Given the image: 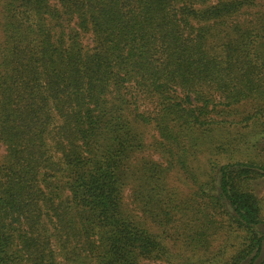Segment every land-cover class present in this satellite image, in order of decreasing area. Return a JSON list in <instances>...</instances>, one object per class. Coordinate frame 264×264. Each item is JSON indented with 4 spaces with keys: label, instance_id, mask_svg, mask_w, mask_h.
I'll list each match as a JSON object with an SVG mask.
<instances>
[{
    "label": "trees",
    "instance_id": "trees-1",
    "mask_svg": "<svg viewBox=\"0 0 264 264\" xmlns=\"http://www.w3.org/2000/svg\"><path fill=\"white\" fill-rule=\"evenodd\" d=\"M263 118L264 0H0V264L170 261L165 235L189 206L172 171L194 215L206 208L191 220L214 221L221 200L240 233L214 264H264V161L209 159L202 180L190 166L198 133ZM205 226L185 244L203 246Z\"/></svg>",
    "mask_w": 264,
    "mask_h": 264
},
{
    "label": "rangeland",
    "instance_id": "rangeland-1",
    "mask_svg": "<svg viewBox=\"0 0 264 264\" xmlns=\"http://www.w3.org/2000/svg\"><path fill=\"white\" fill-rule=\"evenodd\" d=\"M249 108L248 103H243L237 106L236 110L223 113L222 116L227 115L228 118L240 119ZM155 132L151 127L145 131V142L152 140ZM196 146L191 149L190 166L197 178L205 179L208 176L209 159L217 161L219 164L235 162L237 160H254L262 163L264 161V118L261 121H249L247 125L244 123L238 125L218 126L207 137L198 133L195 140ZM151 154L147 148L144 155ZM154 159H158L157 154H152ZM169 187L174 188L178 194L175 203L182 207V202L188 200L189 205L184 211L186 215L182 216L180 221H176L175 225L168 229L166 238V245L168 247V254L170 261L164 264H198L201 260L202 264H214L218 262V258H229L234 254L237 248L236 244L240 241V233L235 230L229 221L221 215L219 205L225 204L224 201H218V211L214 210L212 219L205 222H195L190 218H203L202 211L205 212V206H201L199 213L194 215L192 207V198H189L191 187L187 182L181 180V177L176 172H170L167 177ZM251 184L259 197L260 215L264 217V177L256 176L251 180ZM216 193V192H214ZM138 205V204H137ZM132 201L130 190L126 189L124 192V206L128 212L132 213L136 219L146 224L150 230L160 233L161 230L156 227L154 223L147 220L143 209L137 206ZM205 209V210H204ZM208 217V216H207ZM209 218V217H208ZM199 224L206 225V233L203 235L204 245L199 248H194L192 241L190 244H185L182 232L188 227L191 230L195 229ZM257 229H262L261 225L256 226ZM216 229V230H215Z\"/></svg>",
    "mask_w": 264,
    "mask_h": 264
}]
</instances>
